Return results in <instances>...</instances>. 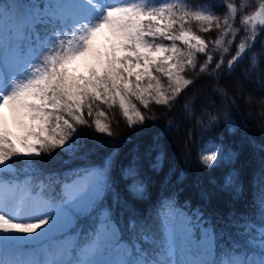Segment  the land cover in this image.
Returning <instances> with one entry per match:
<instances>
[{"label":"snow or ice","instance_id":"6c2138e0","mask_svg":"<svg viewBox=\"0 0 264 264\" xmlns=\"http://www.w3.org/2000/svg\"><path fill=\"white\" fill-rule=\"evenodd\" d=\"M237 5L238 0L195 6L189 5L188 0H46L44 3L28 0L27 4L5 5L12 12L9 37L21 31L30 36L36 32V43L30 56H24L20 48L14 58H9L0 49V171L7 170L14 162L35 164L42 153L56 149L68 154L79 151L80 133L76 126L87 124L84 111L87 109L91 116L97 102L110 107L118 104L128 126L132 127L145 120L131 103L132 97L144 108L150 102L168 105L176 99L191 83L181 74L186 67L195 66L196 53L207 50V42L185 27L192 20L200 23L203 31L211 30L203 25L215 23L224 29L222 35L232 34L235 38L241 30L249 33L238 46L237 56L229 61L230 70L234 68L243 58L240 54L245 52L244 46L250 49L255 45L259 35L256 29L264 32V3L254 13L245 14L241 29L233 32L234 17L248 7L241 5L238 10ZM214 7L227 9L223 25L218 23ZM0 20H5L3 11H0ZM37 26L45 33L50 28L51 33L41 39ZM165 40L171 43H163ZM177 42H182L187 50L179 48ZM221 42L216 40L217 45ZM234 42L235 39L230 42L225 54ZM252 65L256 66L255 57ZM161 76L167 78V89ZM94 124L98 132L111 135L110 127L101 120H95ZM216 158V152L202 157L209 165ZM102 175L103 168L100 172H86L80 180L95 188ZM261 178L257 203L260 219L264 221V166ZM129 191L133 195L142 194V183L134 182ZM64 211V208L52 209L47 202L31 196L10 192L0 198V264H264V224L257 227L252 222L229 219L225 229H239L240 239L236 240L224 229L217 234L214 225L199 224L198 218L202 236L193 241L190 221L177 229L167 217L165 233L158 243L149 234L142 235L143 243L154 245L151 255L137 240L129 242L127 249L116 250L117 253L127 251L132 257L135 249V257L103 258L107 240L101 233L76 259H67V250L50 253L47 261L25 262L16 258L23 243L43 236ZM201 239L211 240L212 248L202 251ZM217 240L227 241L224 244L227 251H221L218 260L202 258L215 252ZM188 255L192 258H185Z\"/></svg>","mask_w":264,"mask_h":264},{"label":"trees","instance_id":"16d2710c","mask_svg":"<svg viewBox=\"0 0 264 264\" xmlns=\"http://www.w3.org/2000/svg\"><path fill=\"white\" fill-rule=\"evenodd\" d=\"M217 2L188 0L191 6ZM222 2L227 4L229 0ZM18 3L28 0H3L0 11H7L5 5ZM261 3L264 0H238V10L241 5L248 7L234 17L232 31L241 29L242 17L257 11ZM226 11L222 7L213 8L221 25ZM232 23L230 19L229 24ZM185 27L207 42V50L196 53L195 66L186 67L181 74L191 83L176 99L168 105L150 102L144 108L132 97L131 103L145 116L143 124L132 127L118 104L110 107L97 102L91 116L87 109L84 111L87 124L76 126L80 133L79 151L68 154L56 149L42 153L35 164L14 162L10 165L12 170L0 171V186L36 195L52 209H65L57 216L55 226L43 236L23 243L16 258L25 262L47 261L46 244L54 241L69 251L67 259H76L101 233L107 240L103 258L135 257V249L132 257L127 251L116 250L127 249L129 242L137 240L151 255L154 245L143 243L142 235L147 233L158 243L165 233V218L180 228V213L185 211L193 216L199 213L206 227L214 225L217 234L224 229L236 240L240 239L239 229H225L229 219L252 222L257 227L264 224L257 203L264 166V32L256 29L259 35L255 45L250 49L245 45V52L240 54L243 58L230 70L229 61L237 56L238 46L249 33L241 30L235 38L232 34L222 35L224 29L215 23L203 25L211 28L203 31L194 20ZM2 30L0 20V35ZM37 32L43 39L51 29L45 33L37 26ZM5 39L8 50L11 43V49L22 48L24 53L32 47L34 51L36 32L30 36L22 31L21 37L8 35ZM217 39L221 44H216ZM233 39L231 50L225 54ZM177 46L187 50L182 42H177ZM253 57L256 66L252 65ZM205 65L206 70L201 71ZM161 81L167 89V78L161 76ZM97 119L110 127L111 135L96 130ZM210 151L217 153L211 165L202 159ZM101 168L98 196L90 206L72 203L66 193L67 185L85 172H100ZM134 182L142 183V194L133 195L129 191ZM225 243L217 240L213 259L218 260L221 251H227Z\"/></svg>","mask_w":264,"mask_h":264},{"label":"rangeland","instance_id":"374dc122","mask_svg":"<svg viewBox=\"0 0 264 264\" xmlns=\"http://www.w3.org/2000/svg\"><path fill=\"white\" fill-rule=\"evenodd\" d=\"M24 4H27V3H24ZM13 11H15L14 8H13ZM4 15H5V20L4 21L2 20L3 30H2V33L0 35V49L3 50L5 56H8L9 58H14V54L16 53V51L18 49L16 47H13L11 50H8L7 41L5 39V37L8 36L9 18L11 17L12 12H10L8 10L4 11ZM21 36H22V31L18 35H15L14 37H21ZM100 41H101V43L103 42V37L100 38ZM32 54H33L32 47L28 48L27 51H25L23 53L24 56H30ZM210 153H212V151H210ZM8 170H12V167L9 166V168L7 170H5V171H8ZM89 172H98V171L97 170H92V171H89ZM84 174L79 176L76 181H73V182H71V183H69L67 185L66 193L68 195L69 200L72 203H74V204H76L78 206L89 207L90 204L93 202V200L98 196V187L94 188V187H92V186H90L88 184H84L80 180V177L84 176ZM10 192L13 193V194H16V195L31 196L33 198L36 197V195H28L23 190H19L18 192H16L14 190H9L5 186H0V198H4ZM70 192L74 193V195L71 196V197L69 195ZM198 218H199V224L204 225V220L202 218H200V214L199 213L196 216H193L192 214H190V213H188L186 211L180 213L181 225L182 224H186V223H188L190 221V224L188 226H189V228L191 230V239L193 241H196L197 237L202 236V229L200 228V226L197 223ZM177 229H179V228H177ZM199 243H200V247H201L202 251L204 249H211L212 248L211 240L205 241V240L201 239L199 241ZM189 248L191 249V246H189ZM45 250H46V253L48 255V258H50L49 257L50 253H53V252L58 253V252H62V251L67 250V249L66 248H60V246L57 245L54 241H49L46 244ZM213 256H214V253L213 252H209L208 254L204 255L202 258L211 261L213 259ZM185 258H192V257H191V255H188ZM176 259H180V257L177 256Z\"/></svg>","mask_w":264,"mask_h":264}]
</instances>
